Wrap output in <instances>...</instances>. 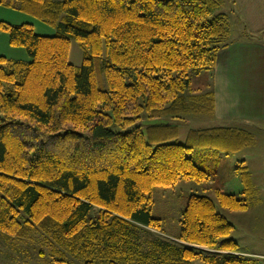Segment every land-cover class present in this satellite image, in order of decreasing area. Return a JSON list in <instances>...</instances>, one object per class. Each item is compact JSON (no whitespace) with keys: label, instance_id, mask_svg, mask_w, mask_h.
Listing matches in <instances>:
<instances>
[{"label":"trees","instance_id":"trees-1","mask_svg":"<svg viewBox=\"0 0 264 264\" xmlns=\"http://www.w3.org/2000/svg\"><path fill=\"white\" fill-rule=\"evenodd\" d=\"M224 0H0L54 29L0 21L12 46L29 59L0 55V232L38 243L53 264H251L230 236L215 201L191 194L180 229L161 232L152 215L153 188L209 179L214 167L196 161L253 143L227 126H131L142 117L210 115L213 92L189 93L190 72L213 68L229 44ZM82 64L69 60L70 42ZM237 194L215 200L245 210L251 175L241 160ZM251 199V198H250Z\"/></svg>","mask_w":264,"mask_h":264},{"label":"rangeland","instance_id":"rangeland-1","mask_svg":"<svg viewBox=\"0 0 264 264\" xmlns=\"http://www.w3.org/2000/svg\"><path fill=\"white\" fill-rule=\"evenodd\" d=\"M233 4V0H224L221 8L218 10L228 15L230 25L229 39H237L242 36L240 31L245 27V22L248 24L245 17L250 18L252 12L261 17V8L263 7L264 10V0H237L238 7H241L240 13L239 9H236V6L233 7ZM233 9H235V12H238V18L232 11ZM0 21L12 24L29 22L33 25V28L37 33L51 35L54 32V29L42 20L30 14L21 12L18 9L1 4ZM1 32L7 35L6 32ZM248 32L253 33L251 30ZM256 36L258 39L261 38L264 42V33L254 34V38H256ZM2 42L3 40L0 37V50H2ZM9 45L11 46V49L6 51V56L10 57L9 55H13V53L22 55L21 53H18L20 50H18L16 46ZM82 59V48L75 40H71L69 50L70 62L74 65L80 66L82 64ZM190 77L191 90H189V93H203L210 89L212 78V71L210 68L202 69L199 72L191 71ZM166 124L177 126L178 136L175 141L179 143H186L187 134L190 129L215 126L210 115L189 114L181 118H176L170 115L153 118L142 117L135 121L131 126L127 127V129L135 125H140L145 131L148 126ZM250 130L253 133V144L234 153L220 154L219 161L217 164L215 163V166L212 155L206 150L196 149V152L199 154L196 161L199 165L204 168H215V173L209 179L201 182L180 180L171 186L157 185L153 188L152 215L161 219V233L163 235L171 237L179 232L180 213L186 206L187 199L191 194L205 195L211 197L215 201L218 212H221L222 214L225 213L229 219L234 220L236 229L232 231L231 234L237 236L240 242L244 244L243 246L245 248L264 253V168H262V164H264V132L257 129L254 130L253 128H250ZM241 160H245V165L248 164L252 171L253 178L259 186V190L254 197H250H253V201L248 211L235 212V215L237 216H232L227 209L222 207L215 200V190L217 188H222L225 191L239 193L241 184L239 177L235 173V168L239 165ZM22 243L23 246H26L27 248H38V243L34 241L24 240ZM248 244L251 246H248ZM259 261L262 262V260ZM71 262L73 264H83L82 260L75 257L71 258ZM191 264L204 263L201 259L195 258L191 261Z\"/></svg>","mask_w":264,"mask_h":264},{"label":"crops","instance_id":"crops-1","mask_svg":"<svg viewBox=\"0 0 264 264\" xmlns=\"http://www.w3.org/2000/svg\"><path fill=\"white\" fill-rule=\"evenodd\" d=\"M233 1V7L236 6V9H239L240 13L241 7H238L237 0ZM234 10L235 9L232 11L238 18L239 14ZM250 16V18L245 17L248 24L245 22V27L240 31L242 36L237 39L231 38L229 44L219 50L215 65L211 68L212 78L209 90L213 92V112L210 116L215 126L239 128L253 134L250 128L264 132V42L261 38L258 39L257 36L254 38V34L264 33L263 7L261 8V17L253 12ZM249 30L253 33H249ZM0 37L3 40L0 55L6 56V51H9L8 49H11V46L8 43L7 35L1 31ZM17 48L20 50L18 53L22 55L13 53V55H9V58L28 60L29 57L26 51L21 47ZM243 161L245 163V160ZM245 166L251 175L254 186L252 196L254 197V195L258 193L259 186L254 180L248 164ZM262 168H264V164H262ZM241 190L242 184L239 188V192ZM253 197L250 199L247 209L227 210L232 216L236 214L235 212H246L252 205ZM223 214L226 216L225 213ZM226 218L233 223L234 231L236 229L234 220L229 219L227 216ZM231 237L237 242V252L251 259V264H264L263 252H256L250 248H245L243 246L244 244L240 242L237 236L231 234ZM248 246L251 245L248 244ZM259 260H262V262ZM0 264L53 263L42 259V257L37 254L36 248H27L23 246L22 241L7 238L0 232Z\"/></svg>","mask_w":264,"mask_h":264}]
</instances>
